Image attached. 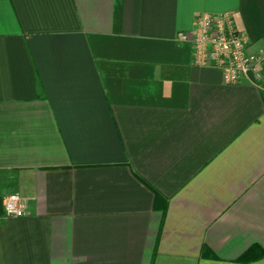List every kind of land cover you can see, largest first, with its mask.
<instances>
[{"label": "crops", "instance_id": "0c3cea01", "mask_svg": "<svg viewBox=\"0 0 264 264\" xmlns=\"http://www.w3.org/2000/svg\"><path fill=\"white\" fill-rule=\"evenodd\" d=\"M227 12L264 50V0H0V264H264V81L178 40Z\"/></svg>", "mask_w": 264, "mask_h": 264}, {"label": "built area", "instance_id": "2783aa9c", "mask_svg": "<svg viewBox=\"0 0 264 264\" xmlns=\"http://www.w3.org/2000/svg\"><path fill=\"white\" fill-rule=\"evenodd\" d=\"M178 40L193 46L196 67L218 69L225 84L264 81V50H250V38L236 28L234 14L230 12L219 16L200 14L193 30L180 33ZM2 207L6 218L24 217L26 198L18 194L7 196Z\"/></svg>", "mask_w": 264, "mask_h": 264}, {"label": "trees", "instance_id": "16d2710c", "mask_svg": "<svg viewBox=\"0 0 264 264\" xmlns=\"http://www.w3.org/2000/svg\"><path fill=\"white\" fill-rule=\"evenodd\" d=\"M3 214V207H2V201L0 200V216ZM206 252L208 253L209 251H207L206 250ZM210 254V253H209ZM251 260V258H249V257H244V258H242V261L243 262H246V261H250Z\"/></svg>", "mask_w": 264, "mask_h": 264}]
</instances>
